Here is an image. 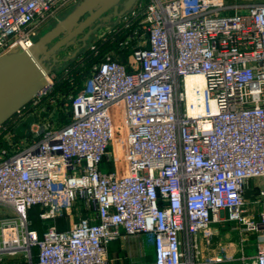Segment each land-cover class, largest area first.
Returning <instances> with one entry per match:
<instances>
[{
    "label": "built area",
    "instance_id": "1",
    "mask_svg": "<svg viewBox=\"0 0 264 264\" xmlns=\"http://www.w3.org/2000/svg\"><path fill=\"white\" fill-rule=\"evenodd\" d=\"M68 1L0 0V54L31 46ZM122 30L125 60L106 51L62 105L51 71L0 125V264H111L110 242L135 234L152 237L147 264H212L221 256L203 258L198 234L224 221L257 234L254 264H264V210L248 213L245 197L259 178L264 203V0H137L87 49L97 53L98 40ZM188 76L202 84L189 89ZM116 104L123 172L111 153ZM29 115L26 142L15 128ZM36 207L40 220L77 217L40 232Z\"/></svg>",
    "mask_w": 264,
    "mask_h": 264
},
{
    "label": "water",
    "instance_id": "2",
    "mask_svg": "<svg viewBox=\"0 0 264 264\" xmlns=\"http://www.w3.org/2000/svg\"><path fill=\"white\" fill-rule=\"evenodd\" d=\"M137 0H79L52 27L25 48L15 44L0 54V125L28 104L47 82V75L56 70L61 60L76 59L88 41L105 25L128 12ZM78 46L58 56L59 50L72 44ZM34 120L29 115L15 128L19 136L28 134Z\"/></svg>",
    "mask_w": 264,
    "mask_h": 264
},
{
    "label": "crops",
    "instance_id": "3",
    "mask_svg": "<svg viewBox=\"0 0 264 264\" xmlns=\"http://www.w3.org/2000/svg\"><path fill=\"white\" fill-rule=\"evenodd\" d=\"M95 36L96 34L93 37ZM260 189V179L252 178L249 180L245 192L247 211L251 214L254 213L256 217L264 210V203L259 200ZM254 205H256L257 213L254 212ZM213 229L216 230V232L211 236H205L203 233L198 234V242L203 258L221 256V259H218L212 264H254V254L257 248L256 233L246 232L245 236H243L242 232H240V237L237 238L233 231L238 228L236 224L231 221L215 222L213 224ZM250 235L255 236L256 242L254 251L250 252L247 248V253L245 251L246 246L244 242H242V239ZM149 242L151 246H149ZM149 247L151 248L150 250L152 251L153 257L148 261L147 258L143 256V252ZM109 257L111 264L151 263L154 259L152 237L148 234H135L123 240H112L109 244ZM7 264L18 263H16L15 259L8 258Z\"/></svg>",
    "mask_w": 264,
    "mask_h": 264
},
{
    "label": "rangeland",
    "instance_id": "4",
    "mask_svg": "<svg viewBox=\"0 0 264 264\" xmlns=\"http://www.w3.org/2000/svg\"><path fill=\"white\" fill-rule=\"evenodd\" d=\"M79 0H70L65 4L59 5L58 9L55 11V13L53 14V16L51 18H49L44 24L40 25L38 28L37 33L39 35H41L42 33H44L47 29H49L50 27H52L57 21H59L61 18H63L78 2ZM247 1H261V0H247ZM115 20H117V18H115ZM114 23H109L107 25H105L104 27H102L97 33H96V39L98 38L99 35L103 34L104 32H107V30L113 25ZM95 37H92V39L90 41H88V46L90 43H92L93 38L95 40ZM79 43H75L70 45L67 48H62L59 50V54L58 56L60 58H64L65 54L69 53L71 49H73L74 47L78 46ZM87 46V47H88ZM87 47L84 49L86 50ZM76 58H80V53L78 54V56ZM70 61H65V60H61L59 63H57L56 66V71L58 72V74L62 71H65L66 66H68ZM43 116H45V118H47V113H43ZM113 116H114V123H115V128H116V135L112 141V145H111V153L112 154H117L120 156L121 161L117 164V168L120 169L122 172L126 170L127 168V161L125 158L126 155V140H125V133L124 130L122 128V119H123V114L121 111V106L120 104H116L113 107ZM19 136V135H18ZM23 137H27L25 140L26 142L29 141V135L27 136H19L18 138H23ZM258 194V193H257ZM256 205H254V212L257 213L256 210ZM0 213H8V210L6 208L0 207ZM77 214H76V210H72L68 216H59L56 217L54 219H48V220H40L38 217V219L36 220L35 224H36V228L41 232L43 231L46 227L50 226V225H57L58 227L61 228H69V226L71 225L72 221L74 219H76ZM257 218V217H256ZM61 222V223H60ZM234 235L239 238L240 237V231L239 229H236L233 231ZM255 242H256V238L254 235H250L249 237L246 238L245 240V246L246 249L245 251L248 253V251L252 252L254 251L255 248ZM149 246L150 242L148 243ZM250 246V249H249ZM248 248V251H247ZM151 248H147L144 250L143 252V256L147 258V260H151L153 257L152 251L150 250Z\"/></svg>",
    "mask_w": 264,
    "mask_h": 264
},
{
    "label": "trees",
    "instance_id": "5",
    "mask_svg": "<svg viewBox=\"0 0 264 264\" xmlns=\"http://www.w3.org/2000/svg\"><path fill=\"white\" fill-rule=\"evenodd\" d=\"M127 34L128 30H122L115 33V35H109L107 39L98 40L96 44L99 51L97 53L95 49L88 48L80 54V58H76L69 62L68 66L65 68L66 70L58 74L56 85L52 92V96L58 98L59 105H62L68 99L69 94H75L83 86L85 80L91 76L93 66L102 59V55L106 51L114 49L120 54L121 60L126 59L130 49L121 45L120 42ZM59 113L61 122H68L72 115L71 105L66 109H62ZM38 210L39 207L31 210L34 227H36L35 222L38 219Z\"/></svg>",
    "mask_w": 264,
    "mask_h": 264
},
{
    "label": "bare ground",
    "instance_id": "6",
    "mask_svg": "<svg viewBox=\"0 0 264 264\" xmlns=\"http://www.w3.org/2000/svg\"><path fill=\"white\" fill-rule=\"evenodd\" d=\"M194 82H198V83H201L202 84V78L200 76H188L187 77V83H188L189 89H190L191 85ZM189 98H190V100H193L194 99V96H192L191 92H189Z\"/></svg>",
    "mask_w": 264,
    "mask_h": 264
}]
</instances>
